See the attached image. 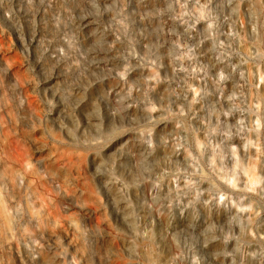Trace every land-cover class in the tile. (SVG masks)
Masks as SVG:
<instances>
[{"label":"rangeland","instance_id":"1","mask_svg":"<svg viewBox=\"0 0 264 264\" xmlns=\"http://www.w3.org/2000/svg\"><path fill=\"white\" fill-rule=\"evenodd\" d=\"M0 264H264V0H0Z\"/></svg>","mask_w":264,"mask_h":264}]
</instances>
